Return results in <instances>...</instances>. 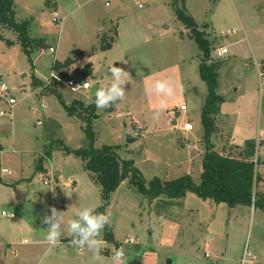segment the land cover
<instances>
[{
    "label": "rangeland",
    "instance_id": "1",
    "mask_svg": "<svg viewBox=\"0 0 264 264\" xmlns=\"http://www.w3.org/2000/svg\"><path fill=\"white\" fill-rule=\"evenodd\" d=\"M104 1L15 0L14 18L27 25L28 53L15 40L17 33L0 25V35L15 40L9 45L0 37V82L18 99L12 114L0 119V264H114L118 248L104 237L107 230L123 244L129 264H264V205L231 207L191 191L180 199L149 198L136 189L134 180L148 187L155 176L190 174L199 183L200 114L208 90L196 42L177 18L173 0ZM184 6L207 31L211 60L221 61L216 92L224 98L223 115H215L220 135L211 137L214 149L227 153L234 140L239 146L230 154L239 157L252 139L260 178L256 196L264 199V95L255 66L264 63V0H185ZM103 35L107 49L100 48ZM38 37L47 43L40 50L32 46ZM222 43L229 51L216 57ZM73 55L71 71L91 63L90 87L72 90L56 79L46 85L54 59ZM113 63L129 72L125 96L111 110L97 109L92 87L110 84ZM162 79L177 87L160 109L163 94L147 89ZM185 121L191 129L183 128ZM89 134L93 147L116 146L135 169L108 202L84 160L64 149L81 148ZM39 159L46 170L37 169ZM89 205L109 214L98 256L73 246L70 233L55 246L46 241L42 219L52 207L65 211L67 223L77 207Z\"/></svg>",
    "mask_w": 264,
    "mask_h": 264
},
{
    "label": "trees",
    "instance_id": "2",
    "mask_svg": "<svg viewBox=\"0 0 264 264\" xmlns=\"http://www.w3.org/2000/svg\"><path fill=\"white\" fill-rule=\"evenodd\" d=\"M15 0H0V25L4 28L13 29L16 34V41L22 45L23 50L28 53L30 40L27 36V25L17 22L14 18L13 4ZM185 0H173L172 4L177 18L189 29V36L196 42L200 56L199 73L207 85L208 94L201 108V123L203 126L202 171L199 183H195L190 174H184L175 179H161L154 177L149 181L148 187L142 182L134 180L136 189L149 198L161 195L171 199L185 197L188 191L195 193L201 198H210L216 203H226L231 207L236 205L263 206L264 199L256 196L255 187L260 178L254 171L255 142L250 139L246 141L238 156L230 154L234 147H228L227 153L215 150L211 140L213 133L217 131L215 115L219 112L223 102V95L216 92L217 72L221 61L211 60V41L207 37V31L200 28L193 17L186 11ZM204 26V25H202ZM0 37L6 44H13L15 40L7 37ZM106 37L101 36V49L109 48L110 44ZM32 46L36 49H43L47 43L43 37L32 39ZM77 61L76 56L65 58L63 61L54 59L51 70L57 71L65 79L73 78L75 81L86 80L92 75L91 63L83 67H75L72 71L66 68ZM112 109V106L108 108ZM87 133V131H86ZM86 140L85 145L79 149L64 147L67 152L79 155L83 160L85 169L93 173L94 180L101 187V195L108 202L109 194L116 187L135 172L132 160L122 159L117 154V147L114 145H102L93 147L91 137ZM232 148V149H231ZM48 153V152H47ZM37 169L46 170L42 166L41 159L38 160ZM104 237L114 241L118 247L120 244L114 240L111 230H107ZM72 240V235L70 236ZM108 252V251H104Z\"/></svg>",
    "mask_w": 264,
    "mask_h": 264
},
{
    "label": "clouds",
    "instance_id": "3",
    "mask_svg": "<svg viewBox=\"0 0 264 264\" xmlns=\"http://www.w3.org/2000/svg\"><path fill=\"white\" fill-rule=\"evenodd\" d=\"M111 81L109 85L98 87L95 91L92 101L97 109H106L111 107L118 100H123L125 96V84L128 82L125 78L129 72L114 63L109 69ZM176 85L167 79L154 81L148 91L157 94H163L160 99V109L167 105L164 97H171L175 94ZM65 211H59L55 207L51 208L50 215L46 214L42 223L47 227L45 232L46 241L55 246L60 243L61 237L66 234L72 235L71 244L81 249L87 248L89 251L97 254L101 250V233L105 225L109 223V214L96 211L95 205L77 207L72 214V218L65 223ZM112 260L114 264H129L126 252L123 247L117 249Z\"/></svg>",
    "mask_w": 264,
    "mask_h": 264
},
{
    "label": "built area",
    "instance_id": "4",
    "mask_svg": "<svg viewBox=\"0 0 264 264\" xmlns=\"http://www.w3.org/2000/svg\"><path fill=\"white\" fill-rule=\"evenodd\" d=\"M104 4L106 6H108L109 0H105ZM56 15L57 16L55 17V19H59L60 18L59 15L57 13H56ZM232 32H234V31H232ZM49 50L54 51L55 49L52 46H50ZM228 51L229 50H228L227 46H223V45L219 46V48H217L215 51V56L220 57L223 54L228 53ZM255 66L257 69L259 92H260V94L264 95V63L260 64L259 62L255 61ZM53 79H56L57 81H59V80L63 81V83L65 85H67L68 87H70L72 90H78V89L90 87V83L87 81V79L83 80V81H75L73 78L65 79V78H62L58 74V72L54 71V70H51L50 77H48L46 79L45 84L50 86ZM8 90H9L8 86H6L4 83L0 82V102H2V105L0 106V119L4 116H10L12 114L13 107L18 103V99L14 95H10L7 93ZM44 106L45 105H43V107ZM180 108L186 109V106L184 104H182ZM135 128L138 130L139 126L136 125ZM183 128L188 130V129L192 128V125L190 122L185 121L183 124ZM259 136L260 135H258L256 138V145H259L261 142L262 137L258 138ZM263 148H264V146H263ZM255 164H256V161H255ZM3 172H9V170H7L6 168H3ZM130 240H132V238H130ZM121 247H123L122 243H120L117 248L119 249ZM249 253H250L249 251H247L246 253L244 252L243 256L248 255Z\"/></svg>",
    "mask_w": 264,
    "mask_h": 264
},
{
    "label": "crops",
    "instance_id": "5",
    "mask_svg": "<svg viewBox=\"0 0 264 264\" xmlns=\"http://www.w3.org/2000/svg\"><path fill=\"white\" fill-rule=\"evenodd\" d=\"M110 6V5H109ZM60 17V16H59ZM181 36H183V34H180ZM222 45H224V46H227V44H225V43H222ZM228 47V46H227ZM70 67V66H69ZM71 67H73V66H71ZM75 68V67H74ZM73 68V69H74ZM72 69V70H73ZM66 70H68V71H71V70H69L68 69V67H67V69ZM35 81L38 83V82H40L41 80L38 78V77H36V79H35ZM98 88V87H97ZM45 107V106H44ZM219 117L221 118V115H223V113H221V109H219ZM226 114V113H225ZM217 119V118H216ZM173 123H175V121L173 120ZM136 126V125H135ZM219 126V125H218ZM214 135L215 136H217V135H220V130H217L215 133H214ZM257 135H260V134H258L257 133ZM234 142V140H231V141H229L227 144H229V146H231V145H233L234 143H231V142ZM231 144V145H230ZM237 144V143H236ZM235 145V144H234ZM229 146H227V148L229 147ZM237 146H239V145H237ZM256 165V164H255ZM46 169V168H45ZM81 252H83V250H81ZM1 257H2V255H1V253H0V259H1Z\"/></svg>",
    "mask_w": 264,
    "mask_h": 264
},
{
    "label": "water",
    "instance_id": "6",
    "mask_svg": "<svg viewBox=\"0 0 264 264\" xmlns=\"http://www.w3.org/2000/svg\"><path fill=\"white\" fill-rule=\"evenodd\" d=\"M96 89H97V84H94L92 87V90H91L93 94L95 93ZM263 135H264V133H263ZM128 139H133V138L128 136ZM167 263L168 264L170 263V259H168Z\"/></svg>",
    "mask_w": 264,
    "mask_h": 264
}]
</instances>
